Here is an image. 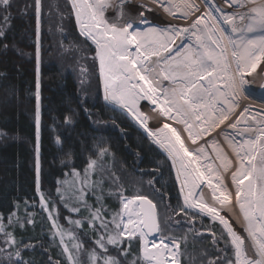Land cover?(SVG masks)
Listing matches in <instances>:
<instances>
[{"label":"snow or ice","instance_id":"obj_1","mask_svg":"<svg viewBox=\"0 0 264 264\" xmlns=\"http://www.w3.org/2000/svg\"><path fill=\"white\" fill-rule=\"evenodd\" d=\"M14 6V0H0L4 49L9 47L4 41L15 19ZM30 7L39 57L42 0H32ZM68 7L81 34L95 45L104 101L113 110L126 111L167 154L182 203L165 219L147 195H125L119 177L103 163L109 149L99 146L95 159L80 170L70 168L67 178L58 181L56 201L47 198L39 182L37 81L38 199L14 203V210L0 214V264H35L24 254L37 245L18 232L33 225L29 209L37 207L46 213L50 234L61 249V258L49 255L48 264H180L187 237L168 233L185 220L193 229L197 217H208L221 228L220 236L212 233L217 251L212 259L205 255L204 264H264V107L253 111L243 100L246 87L249 95L256 94L246 77L264 64V0H68ZM110 11L111 20L106 16ZM161 13L190 23L149 19ZM259 98L264 101V86ZM141 101L161 118L159 127H149L151 117L141 111ZM105 181L114 191L105 189ZM205 189L210 190L208 199ZM112 196L119 200L117 210L105 203ZM57 202L80 218L65 217L66 228L59 223ZM233 208L239 212L235 226L222 214ZM85 225L92 234L91 248L77 234L85 232ZM133 241L138 245L135 256Z\"/></svg>","mask_w":264,"mask_h":264},{"label":"trees","instance_id":"obj_2","mask_svg":"<svg viewBox=\"0 0 264 264\" xmlns=\"http://www.w3.org/2000/svg\"><path fill=\"white\" fill-rule=\"evenodd\" d=\"M14 4L11 11L15 19L4 41L9 47H0V132L7 134L0 137V214L14 210V203L22 205L23 200L34 203L38 199L34 114L39 65L40 189L46 197L56 201L58 181L67 178L65 173L70 168L80 170L90 158L95 159L99 146L109 149L111 154L103 158V163L119 177L125 195H147L157 204L161 216H172V209H177L182 199L171 161L124 113L104 102L95 47L80 33L68 0H42L39 58L32 0H14ZM68 117L71 122H66ZM142 188L150 193L142 192ZM105 189L114 191L107 181ZM159 193H164L163 200ZM105 203L112 210L119 208L116 196L106 197ZM57 208L59 223L66 228L65 217L80 218L59 202ZM29 211L34 213V223L18 234L37 247L26 252L25 259L35 264H48L49 255L60 259L61 249L50 234L46 213L39 207ZM197 221L193 229L185 220L168 233L177 239L187 237L181 243L182 264H189V256L194 264H204L205 255L212 259L217 251L212 233L220 236V225L208 217H197ZM84 228L85 232L77 230V234L84 247L91 248L92 234L87 225ZM131 251L134 256L139 254L135 241Z\"/></svg>","mask_w":264,"mask_h":264},{"label":"rangeland","instance_id":"obj_3","mask_svg":"<svg viewBox=\"0 0 264 264\" xmlns=\"http://www.w3.org/2000/svg\"><path fill=\"white\" fill-rule=\"evenodd\" d=\"M198 2H200V0H198ZM112 13H111V11L110 12H108V13H106V16L109 18V20H111V18H112ZM75 16V15H74ZM149 19H152V20H155L157 23H160V24H164L165 22H167V21H170L171 23H178V24H180L179 22H182L183 20H178V19H176V18H174V17H171V16H169V15H167V14H163V13H161V14H158V15H156V16H149ZM75 20H76V18H75ZM176 20H178V22H176ZM76 25H77V27H78V29H79V31H80V25H79V23L76 21ZM184 26V25H183ZM81 33V32H80ZM39 38H40V31H39ZM85 38V37H84ZM94 47H95V45L90 41V40H88ZM178 43H179V41H178ZM39 57H40V53H39ZM38 57V58H39ZM99 62V61H98ZM261 68H264V64H262L261 65V67L260 68H258L257 69V72H256V74H253L252 76H250V77H246V79H248L249 80V84L251 85V87H252V89H253V91L256 93L255 95H249L248 94V89H247V87L245 88V90H244V94H243V99H246V101H248V102H257L258 104H261V105H264V101H262L260 98H259V94L256 92V90L254 89V86H256V85H259V83H262V82H264V72H261ZM37 80H38V82L40 81V66L38 65V67H37ZM100 81H101V89H102V96H103V82H102V78H101V76H100ZM104 100V99H103ZM105 103H107L106 101H104ZM39 105H40V125H39V137H40V130H41V97H40V85H39ZM248 105H251L252 106V104H248ZM36 106H37V101H36ZM252 108H253V111H255V109H257V108H259V107H257V106H252ZM140 109H141V111H144V109H143V107L141 106V104H140ZM116 110H118V111H120V112H122V113H124L137 127H138V129L139 130H141V132H143L145 135H146V133L144 132V130L142 129V128H140L139 127V125L132 119V117L126 112V111H124V110H121V109H119V108H116ZM34 121H35V124H36V111H35V114H34ZM149 127L150 128H157V127H159V125L157 124V125H155L153 122H149ZM36 129H37V127H36ZM147 136V135H146ZM148 137V136H147ZM149 139H150V141L152 142V140H151V138L150 137H148ZM173 169H174V173H175V176H176V171H175V168L173 167ZM177 180V179H176ZM227 180H228V178L226 177V182H227ZM39 182H40V174H39ZM177 184H178V187H180L179 186V181L177 180ZM137 190H139V189H137ZM210 191V190H209ZM142 192H148V190H143V188H142ZM148 193H150V192H148ZM180 194H181V192H180ZM181 199H183V196H182V194H181ZM206 199H208V196H207V198ZM167 216L168 215H166V214H162V218H167ZM173 230H172V227H171V229H170V232H172ZM188 260H189V264H194V261H193V259L191 258V256H189L188 257ZM180 264H182V261H180Z\"/></svg>","mask_w":264,"mask_h":264},{"label":"bare ground","instance_id":"obj_4","mask_svg":"<svg viewBox=\"0 0 264 264\" xmlns=\"http://www.w3.org/2000/svg\"><path fill=\"white\" fill-rule=\"evenodd\" d=\"M176 22H178V20H176ZM181 25L186 26L188 23H190V21H182L179 22ZM264 86V82L259 83V85L254 86V89L256 90V92L259 94V91L261 89V87ZM245 104H252V106H257L259 108L264 107V105L258 104L257 102H248L246 101V99H243ZM141 106L143 107L144 111L146 113H148V115L151 117L150 121L153 122L155 125H159L161 124V118L159 116H157L155 114V112L152 111V109L149 107L148 103L145 101H141ZM149 121V122H150ZM175 126V125H174ZM223 143V141H221ZM234 186L229 183V188H233ZM209 194V190L205 189V198H207ZM222 214L227 215L229 217V219H231L234 223V226L238 224L239 221V212L237 209L233 208L230 211L227 212H222ZM239 230V228L237 229Z\"/></svg>","mask_w":264,"mask_h":264},{"label":"water","instance_id":"obj_5","mask_svg":"<svg viewBox=\"0 0 264 264\" xmlns=\"http://www.w3.org/2000/svg\"><path fill=\"white\" fill-rule=\"evenodd\" d=\"M149 199H151V198H149ZM154 202V201H153ZM155 203V202H154Z\"/></svg>","mask_w":264,"mask_h":264}]
</instances>
